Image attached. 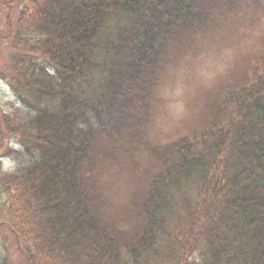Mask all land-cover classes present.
<instances>
[{"label": "trees", "instance_id": "1", "mask_svg": "<svg viewBox=\"0 0 264 264\" xmlns=\"http://www.w3.org/2000/svg\"><path fill=\"white\" fill-rule=\"evenodd\" d=\"M263 15L264 0H0L17 53L0 76L36 114L29 160L0 177L23 262L264 264V48L197 131L148 140L171 46L229 41Z\"/></svg>", "mask_w": 264, "mask_h": 264}, {"label": "rangeland", "instance_id": "2", "mask_svg": "<svg viewBox=\"0 0 264 264\" xmlns=\"http://www.w3.org/2000/svg\"><path fill=\"white\" fill-rule=\"evenodd\" d=\"M18 14L15 10L9 17L15 20ZM246 15L248 18L252 16L250 12H246ZM245 26L247 30L238 33V37L226 46L206 51L188 60L171 76L169 85L157 92L154 99L157 118L153 135H157L155 143L158 146H165L197 131L199 122L208 120L203 115L205 106L215 107L211 103L220 100L228 86L246 78L254 59L263 49L264 17L257 25L251 21ZM5 60L6 54L0 50V63ZM14 101L11 92L0 81V108L15 117L12 111ZM2 116L0 113V128L4 130ZM11 141L7 133L2 135L0 150L7 152ZM13 165L8 155L2 156L0 153V169L10 168V171ZM0 219L5 218L0 215ZM6 264H21V259L15 254Z\"/></svg>", "mask_w": 264, "mask_h": 264}]
</instances>
